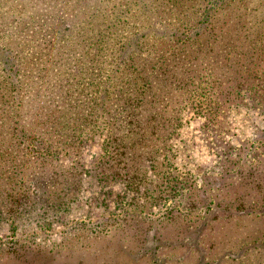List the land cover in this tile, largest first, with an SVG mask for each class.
Instances as JSON below:
<instances>
[{"label": "rangeland", "instance_id": "rangeland-1", "mask_svg": "<svg viewBox=\"0 0 264 264\" xmlns=\"http://www.w3.org/2000/svg\"><path fill=\"white\" fill-rule=\"evenodd\" d=\"M129 1L0 0V264H264V0H205L185 63Z\"/></svg>", "mask_w": 264, "mask_h": 264}, {"label": "trees", "instance_id": "trees-1", "mask_svg": "<svg viewBox=\"0 0 264 264\" xmlns=\"http://www.w3.org/2000/svg\"><path fill=\"white\" fill-rule=\"evenodd\" d=\"M127 1L130 2L129 0H118L116 6L114 7L118 8L121 11V13H123L127 11L126 10L127 5H128ZM204 1L205 0H200V2H197V0H152V1H147L146 3L142 4V7L145 9V12H147L153 6L152 2H156V5L154 6L155 11L153 12V14L156 16L157 21L161 23H165L167 26L172 27V29H169L168 27L164 28L161 34V39L158 40V43H161V45H163L164 47H167L161 50L163 52V55L161 57H165V55H167L168 59L171 61L176 56L177 51L181 44L183 47L180 48L179 50L181 52H184L185 50L187 53L184 58V63L191 62L193 60L195 61L198 57L199 51H201L202 55H207L211 51L207 48L206 44L202 45L203 47L202 50L195 49L196 45L200 44L201 46L202 43L200 42H202V40L201 38H199L198 35H196L195 38L190 37L188 35L191 30H193L196 26H198L201 23V19L204 18L206 20L205 11L204 10L201 11L200 9L203 6ZM198 9L200 11L199 16L196 15L197 14L196 10ZM205 9L207 10V6H205ZM123 17L124 16L116 18L114 22V29L122 25ZM104 18L105 17L103 16L102 20ZM129 20L130 19L127 18L126 21L128 22ZM143 21H146V20H143ZM205 23L206 21L203 24ZM207 25H208L207 27L210 26L209 24ZM109 29H110V25L105 27L103 31H100L98 29L95 32V35L93 36V38L97 37L100 34L108 32ZM168 32L170 33L167 34ZM135 42H138V40H135ZM170 44H174V45L171 46ZM144 45L145 43L142 41L141 46L136 45V47L142 49ZM130 46H131L130 42L124 43L122 45V47H130ZM256 53L257 51H254V54L252 55V57L255 56ZM125 63L129 65L126 67L127 77L133 76L136 72H138V67L135 66L133 59L127 58ZM183 65L184 64L173 63L171 64V69L168 70L167 68H165L163 72H169L170 74L172 72L175 73L173 70L179 69ZM4 71H7L9 73V76L7 77L8 79L12 77V74L19 73V70L13 67L4 68ZM135 75H136L135 79L139 80L135 84L136 89H134L137 96L134 100H130L129 102H127V104H129L130 107H134V108L139 107L140 104L142 103L141 99H143V95L145 94V91H146L145 90L146 86L149 84V82L142 83V80H143L142 73H140V75L139 74H135ZM128 116L131 117V120L127 124L133 126L136 120V117H134V112L131 111ZM147 248H148L147 245H144L141 249L144 251V249L146 250Z\"/></svg>", "mask_w": 264, "mask_h": 264}]
</instances>
